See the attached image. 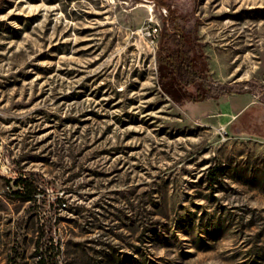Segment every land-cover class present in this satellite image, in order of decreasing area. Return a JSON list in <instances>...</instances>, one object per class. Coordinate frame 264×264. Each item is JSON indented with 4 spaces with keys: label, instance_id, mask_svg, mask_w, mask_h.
Masks as SVG:
<instances>
[{
    "label": "rangeland",
    "instance_id": "1",
    "mask_svg": "<svg viewBox=\"0 0 264 264\" xmlns=\"http://www.w3.org/2000/svg\"><path fill=\"white\" fill-rule=\"evenodd\" d=\"M0 264H264V0H0Z\"/></svg>",
    "mask_w": 264,
    "mask_h": 264
},
{
    "label": "trees",
    "instance_id": "2",
    "mask_svg": "<svg viewBox=\"0 0 264 264\" xmlns=\"http://www.w3.org/2000/svg\"><path fill=\"white\" fill-rule=\"evenodd\" d=\"M189 43L190 40L184 36L181 40V47L177 52H172L167 47L160 50L159 64L162 79L168 80L171 76H175L178 84L186 92V99L194 103L208 101L234 93L235 90L231 87L208 82L205 77V73L208 70L207 63L205 62L203 65L198 66L197 59L190 57L189 52L183 51V46L185 47ZM190 87H194V93L189 90ZM15 184L22 187L26 186V180L18 179ZM18 194L25 195L22 191H18ZM27 198V200H30V197ZM41 262L44 261L41 260Z\"/></svg>",
    "mask_w": 264,
    "mask_h": 264
},
{
    "label": "built area",
    "instance_id": "3",
    "mask_svg": "<svg viewBox=\"0 0 264 264\" xmlns=\"http://www.w3.org/2000/svg\"><path fill=\"white\" fill-rule=\"evenodd\" d=\"M165 12L167 13V10H165ZM154 32H157V29H155ZM226 134H227V133H225V135H226Z\"/></svg>",
    "mask_w": 264,
    "mask_h": 264
}]
</instances>
